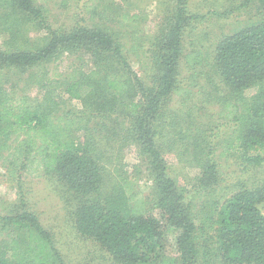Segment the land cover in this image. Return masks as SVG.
I'll return each instance as SVG.
<instances>
[{
    "label": "trees",
    "instance_id": "obj_1",
    "mask_svg": "<svg viewBox=\"0 0 264 264\" xmlns=\"http://www.w3.org/2000/svg\"><path fill=\"white\" fill-rule=\"evenodd\" d=\"M48 1L0 0V33L7 36L0 47V165L18 195L17 210L0 214V264H67L26 199L23 184L31 178L57 183L73 232L114 264H264V178L196 209L192 190L169 175L157 143L167 126L186 138L172 124L176 116L166 121L164 113L174 96L186 101L193 92L179 77L182 60L192 68L203 58L201 50L182 47L183 27L195 18L186 0H175L166 30L144 50L109 24L136 14L106 16L110 3L92 0L85 9L97 11L96 21L53 27ZM261 5L257 23L213 48L211 83L218 88L200 106H215V119L192 128L188 110L176 118L192 139L200 188L217 182L216 157L246 167L264 163V0ZM28 29L44 32L36 42L23 40ZM130 52L145 58L144 74L134 70ZM72 56L86 60L77 64ZM68 99L81 108L67 107ZM112 136L119 150L133 145L144 158L146 193L137 176L114 163L119 150Z\"/></svg>",
    "mask_w": 264,
    "mask_h": 264
},
{
    "label": "rangeland",
    "instance_id": "obj_2",
    "mask_svg": "<svg viewBox=\"0 0 264 264\" xmlns=\"http://www.w3.org/2000/svg\"><path fill=\"white\" fill-rule=\"evenodd\" d=\"M106 1L110 3L105 10L106 16L113 15V10L119 13V16L123 13H127L128 16L137 15L135 19L120 23L109 22V24L121 32L125 42L140 44L141 50L149 46L154 35L166 30L172 14L170 12L175 5V0ZM100 2L103 3L102 0ZM92 3H94L92 0H66V2L64 0H49L48 6L51 8L50 18L53 27L69 26L77 22L88 24L96 21L97 11L90 14L91 10L85 9L86 5L90 6ZM261 6V0H186L185 9L195 18L189 19L183 27L182 47L184 52L201 50L203 58L200 64H196L192 68H189L182 60L179 77L182 79V84L191 87L193 92L187 96L186 101H182L180 96H174L164 113L166 121H170L172 116H176V123L172 122V124H175L178 131L184 132L186 138H180V134L177 132L174 135L169 131L170 126H167L159 131L156 139L157 143L162 145L161 149L167 160L169 175L176 179L179 186L186 190H192L196 209L199 208L201 202L208 199L218 197L222 202L240 186L244 184L252 186L264 178V163L260 166L246 167L231 156L216 157V159L218 158L219 171L217 182L211 187L201 186L200 188L198 186L200 184V167L195 159L193 160L192 139L188 137L186 125L177 122L180 120H176L178 115L185 114L188 110V117H186L195 121V124L190 125L192 128L195 125L203 128L209 124L208 121L212 119L211 115L213 111L215 112V106L203 103L204 107L202 108L200 105L202 96L205 97L212 88L214 92H217L218 88L211 83L212 80L217 79L214 75L213 48L222 37L257 23L263 17ZM227 11L228 14L219 15V13ZM92 14L94 17L90 18ZM43 32L28 29L23 32L21 38L23 40L25 37L30 38V41L36 42ZM6 37L5 34L0 33L1 48ZM72 60L77 64H82L86 59L72 56ZM129 60L135 71L140 75L144 74L147 64L141 54L140 58H136L135 54L130 52ZM190 74H195V83L194 79L190 78ZM192 80L193 83L190 82ZM67 107L79 110L81 104L77 100L68 99ZM172 142H176V144L169 147L168 145ZM112 145L115 150H119L117 148L119 144L115 143L113 136ZM114 156V163L120 167V170L137 176L139 179L137 187L146 193V186L149 183L146 179L145 161L136 147L124 145V148ZM23 190L31 209L39 215L43 225L54 233L56 246L60 249L67 264H114L108 259L106 253L93 242L73 232L57 183L48 178H31L24 182ZM17 201L15 181L7 176L4 167L0 165V214L5 215L17 210ZM168 236V247L171 249L175 242V229H171Z\"/></svg>",
    "mask_w": 264,
    "mask_h": 264
}]
</instances>
